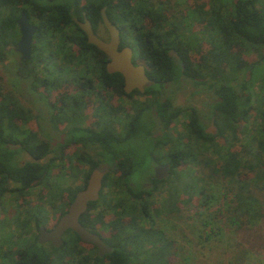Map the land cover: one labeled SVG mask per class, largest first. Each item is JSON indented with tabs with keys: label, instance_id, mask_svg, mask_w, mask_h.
<instances>
[{
	"label": "trees",
	"instance_id": "16d2710c",
	"mask_svg": "<svg viewBox=\"0 0 264 264\" xmlns=\"http://www.w3.org/2000/svg\"><path fill=\"white\" fill-rule=\"evenodd\" d=\"M259 4L204 0L179 11L170 0H0V61L5 45L19 35L16 19L23 11L34 31L30 54L18 62L15 75L42 100L47 126L57 135L41 132L38 113L0 76V207L7 194L18 203L32 187L39 190L22 215L16 209L11 216L14 231L3 227L0 264H169L174 240L156 224L158 218L198 219L203 239L220 228L247 238L257 223L264 224V74L252 75L264 62ZM101 7L117 28L118 49L129 46L131 62L142 64L152 81L142 92L122 90V76L105 71L106 55L86 42L73 21L84 15L97 34L99 26L104 29ZM169 49L178 57L169 56ZM241 51H258L260 57L245 61ZM180 78L215 92L209 103L214 134L204 131L193 107L162 96L163 86ZM64 84L70 91L54 96ZM87 101L94 111L91 123L83 117ZM250 114L257 139L251 136L231 151ZM180 115L186 120L179 122ZM20 154L28 158L20 162ZM157 163L168 165L166 177H153ZM102 164L112 169L78 222L110 250L99 256L70 229L57 247L37 243V227H52L91 169ZM67 179L73 185L62 186Z\"/></svg>",
	"mask_w": 264,
	"mask_h": 264
},
{
	"label": "rangeland",
	"instance_id": "374dc122",
	"mask_svg": "<svg viewBox=\"0 0 264 264\" xmlns=\"http://www.w3.org/2000/svg\"><path fill=\"white\" fill-rule=\"evenodd\" d=\"M201 1L204 0H170V3L173 10L177 9L180 11L185 9L188 5L196 4ZM259 1V5L264 6V0ZM97 34L104 40L107 38V33L101 26H99ZM241 56L245 61L255 63L260 57V54L258 51H241ZM16 59V53L10 51L5 63H0L2 85L17 91L22 100L38 113L41 132H44L53 138L57 137V135L47 126V111L42 100L37 98L33 92L29 91L24 79L15 75ZM262 74H264V62L261 65L255 66L252 71L254 78H257ZM254 90H258L257 85L254 86ZM69 91L70 88L68 89L66 84H64L55 87L53 94L55 96L59 92ZM162 96H168L174 105L193 107L198 112L204 126L207 129H211V124L209 123V103L216 97L214 91L197 90V87L193 86L188 80L180 78L176 83L173 82L164 85L162 88ZM135 98L141 99V97L138 96H135ZM112 101L114 102L113 99ZM122 103L123 105H127V100H122ZM82 111L85 121L91 123L94 120V111L93 106L89 101L84 104ZM251 117L252 114H250L249 119L246 122L240 124L241 126L238 127V137L231 143V151H235L239 147H242L246 142V139H250L251 136H253L254 140L257 139L258 136L255 133L257 123L256 121L251 120ZM186 118V115H180L178 120L179 122H183ZM32 127L35 130L37 129L34 125ZM179 127L180 125L178 123L177 128ZM241 130L242 133H240ZM216 142H220V140H217ZM79 150L80 149H78V151ZM71 152L72 149H69L68 153ZM27 158L26 155L20 154L17 160L22 162ZM69 164L71 170L75 171L76 166L74 162L71 161ZM152 169L153 166L151 170ZM179 180H184V177L180 176ZM65 185L71 186L73 185V182L69 179L64 180L62 186ZM37 189L38 187H32L30 193H28L24 199H18V203L11 194H7L3 197L2 206L0 207V241L4 234V228L6 231H14L12 228L13 225L11 224V216L15 214L16 209H19V213L22 215L23 209L36 201V195L39 191ZM26 199L27 201H25ZM189 201V203H193V196ZM46 217L47 219H53L48 211ZM198 223V219L186 220L166 217L157 219L156 224L174 240V253L169 264H264V244L260 240V238L264 237V224L257 223V226H254L255 228L251 230L250 235H248L247 238L241 237L240 234L238 236L236 234L227 233L224 228H220L219 234L208 239H203L198 236Z\"/></svg>",
	"mask_w": 264,
	"mask_h": 264
},
{
	"label": "water",
	"instance_id": "95a60500",
	"mask_svg": "<svg viewBox=\"0 0 264 264\" xmlns=\"http://www.w3.org/2000/svg\"><path fill=\"white\" fill-rule=\"evenodd\" d=\"M99 15L102 26L107 33V38L105 40L93 32L90 22L84 15L81 20L73 18V21L84 32L86 42L93 44L106 55L107 61L104 65L105 71L108 73L118 72L122 76V90L125 93L133 89L142 92L143 88L151 84L152 81L145 75L142 64H133L131 62V50L129 46H123L118 49L119 38L117 28L106 17L104 7L100 8ZM16 24L19 29V38L13 48L19 53V59H26L30 53V42L34 26L28 22L23 11H20L16 19ZM167 54L175 58L178 57L173 49H169ZM204 131L206 133H213L214 126L211 124V129L206 128ZM109 169H112V166H107L105 164L91 169L85 185L75 191L66 210L57 218L52 227L49 229L43 226L37 227V243L41 244L48 242L53 247H57L62 243V233L66 229H70L78 236L81 242L91 243L99 256L110 250V247L106 245L96 233L87 230L78 222V216L85 210L87 202L97 198L101 186V178ZM152 172L155 179L164 178L168 173V165L166 163L155 164Z\"/></svg>",
	"mask_w": 264,
	"mask_h": 264
},
{
	"label": "flooded vegetation",
	"instance_id": "af4514ba",
	"mask_svg": "<svg viewBox=\"0 0 264 264\" xmlns=\"http://www.w3.org/2000/svg\"><path fill=\"white\" fill-rule=\"evenodd\" d=\"M18 31H19V29H18ZM18 38H19V35H18V37H17V39L15 40V42L14 43H10V44H7V45H5V55H4V57L2 58V60L0 61V63H5V61H6V58H7V55H8V53L11 51V52H14V53H16V55H17V59H16V61H15V71L17 70V67H18V62L20 61V60H22V59H19V53L17 52V51H15L14 50V45H15V43H16V41L18 40ZM30 54V53H29ZM28 58V57H27ZM26 58V59H27ZM21 78V77H20ZM21 79H23V78H21ZM15 91V90H14ZM16 93H18L17 91H15ZM211 119L212 118H210V120H209V123L210 124H212V122H211ZM213 125V124H212ZM204 129H206V127L204 128ZM214 129H215V127H214ZM214 133V132H213ZM212 133V134H213ZM158 164V163H157ZM160 164H162V163H160ZM155 165V164H154ZM153 165V166H154Z\"/></svg>",
	"mask_w": 264,
	"mask_h": 264
}]
</instances>
